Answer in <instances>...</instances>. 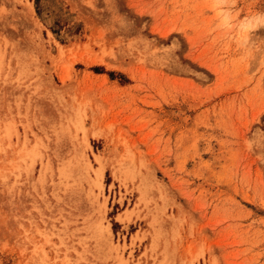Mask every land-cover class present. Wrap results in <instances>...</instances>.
<instances>
[{"label":"rangeland","instance_id":"rangeland-1","mask_svg":"<svg viewBox=\"0 0 264 264\" xmlns=\"http://www.w3.org/2000/svg\"><path fill=\"white\" fill-rule=\"evenodd\" d=\"M0 264H264V0H0Z\"/></svg>","mask_w":264,"mask_h":264},{"label":"bare ground","instance_id":"bare-ground-1","mask_svg":"<svg viewBox=\"0 0 264 264\" xmlns=\"http://www.w3.org/2000/svg\"><path fill=\"white\" fill-rule=\"evenodd\" d=\"M99 174H100V172H99Z\"/></svg>","mask_w":264,"mask_h":264},{"label":"clouds","instance_id":"clouds-1","mask_svg":"<svg viewBox=\"0 0 264 264\" xmlns=\"http://www.w3.org/2000/svg\"><path fill=\"white\" fill-rule=\"evenodd\" d=\"M249 30H251V29H249Z\"/></svg>","mask_w":264,"mask_h":264}]
</instances>
